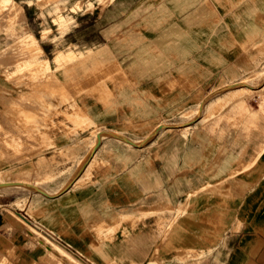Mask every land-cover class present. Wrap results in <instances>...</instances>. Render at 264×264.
I'll return each instance as SVG.
<instances>
[{"label":"crops","instance_id":"1","mask_svg":"<svg viewBox=\"0 0 264 264\" xmlns=\"http://www.w3.org/2000/svg\"><path fill=\"white\" fill-rule=\"evenodd\" d=\"M95 14L99 44L40 94L56 111L49 128L40 126L46 143H28L37 184L21 190V201L29 198L21 222L0 197V264H75L36 241L26 223L79 264H264V99L232 96L220 122L208 115L236 87L200 104L222 79L253 69L264 0H111ZM43 48L47 69L74 57ZM195 105L203 106L195 120L165 123ZM85 121L92 125L77 126ZM46 175L56 178L38 186ZM218 181L226 182L222 194L203 189ZM190 196L213 200L180 211ZM170 206L179 210V250L155 254L166 244L155 241L151 214ZM217 229L220 240L208 236Z\"/></svg>","mask_w":264,"mask_h":264},{"label":"rangeland","instance_id":"2","mask_svg":"<svg viewBox=\"0 0 264 264\" xmlns=\"http://www.w3.org/2000/svg\"><path fill=\"white\" fill-rule=\"evenodd\" d=\"M110 1L0 0V67L3 68L1 71L3 76L0 78V167L3 171H0V177L10 179L21 177L24 180L28 179L29 182L34 183L32 172L33 161L31 159L34 152L28 148V143L34 141L46 143L48 137L44 132H40V126L49 128L52 116L56 111V106H51L50 103L44 100L42 101L40 94L44 90L48 94L51 78L55 81L66 76L69 73L68 66L81 62L85 57L84 50L99 44L101 40L99 37L101 25L96 21L95 6L98 2H101L102 11ZM44 45L51 47V51L56 53L60 51L65 53L73 51L74 57L70 59L64 58L59 62L57 61L54 69H47L44 67V63L49 57L43 48ZM258 49L262 52L251 55L252 70L243 71V74L232 78L222 79L217 85L205 91V95L200 104H206L210 96L222 91L226 87H232L238 84L242 79L245 80H242V83H248L249 81L258 90L264 84V42L259 44ZM261 74L263 76H260ZM254 91H237L231 94L230 98L216 105L211 114L208 115V119L210 120L212 117L214 119L218 118V122H220L223 119L221 111L230 103L232 96L236 99H243L245 96L255 97L259 95L264 99V89L258 92ZM35 92L38 97L36 101L34 96ZM60 92L54 91V94L56 95V93ZM242 103L245 104L244 101ZM196 106L198 105L184 109L178 117L166 120L165 123L185 124L188 121L191 122L196 115L200 114L195 113ZM182 120L184 121L182 122ZM83 123L85 125L79 123L77 126L84 128L92 125L91 122L87 123L85 121ZM184 131L186 134L189 128ZM55 178L56 176L52 175L38 176L37 182L38 185H41L43 183L53 182ZM84 182L85 180L81 179L76 186ZM225 185V181H218L216 183H208L203 189L214 188L219 191V194H222L221 190H224ZM24 187L0 188V197L8 203L6 207L10 208L11 214L20 222L21 207H26L29 200V198H24L21 201V194L25 190L34 191L32 190L33 187H25L26 189ZM21 190L23 191L22 193ZM42 199H45V196H42ZM210 200L213 199H195L190 196L182 204L180 211H184L189 206H207ZM214 200L218 202L217 205L219 207H225V198L219 197ZM31 207L29 205L28 211L34 215ZM151 215L155 218V241H163L166 244L162 249H160V246H157L155 248V254L171 253L176 248V250H179L175 241L177 238L176 228L179 217V210L176 209V206L164 208V212H154ZM126 220H128V215H123L121 221ZM26 229L27 233L36 241L47 245L51 253L58 252L75 264H79L78 261L69 257L66 253L67 250L61 244L57 243V241L51 239L44 230L28 223H26ZM218 231L220 229L214 230L213 232L210 231L208 236L212 233L215 239L220 240L223 238L225 231L222 233ZM110 232L112 230L107 231V233ZM100 233H103V231L101 230ZM47 236L55 241V243L49 241ZM125 236L129 237L128 231L125 232ZM183 252L190 258L204 254L202 251L193 249H187ZM74 258L76 257L74 256ZM76 259L82 261L79 258ZM157 263L160 262H155L154 264ZM1 264H8L7 259L3 258Z\"/></svg>","mask_w":264,"mask_h":264},{"label":"bare ground","instance_id":"3","mask_svg":"<svg viewBox=\"0 0 264 264\" xmlns=\"http://www.w3.org/2000/svg\"><path fill=\"white\" fill-rule=\"evenodd\" d=\"M35 39V41H37L36 40V38H34ZM264 69V68H263ZM260 76H263L262 74L260 75ZM260 76H258V77H260ZM245 79V78H244ZM255 79V78H254ZM243 80V79H242ZM240 80L239 82H238V84H235V85H233L234 87H236L235 89H234V92H233V94L234 93H236L237 91H243V92H248V91H254V90H257V88H255L254 87V84L253 83H249V81L246 79V81H248V83H242L243 81H245V80ZM250 80H252V79H250ZM253 81V80H252ZM256 84V83H255ZM228 86V85H227ZM232 86V87H233ZM259 88H262V87H259ZM202 107L203 106H201V105H198L197 107H196V109H195V113H200L199 111H200V109H202ZM199 115V114H198ZM191 116V115H190ZM201 116V115H200ZM190 118V117H189ZM193 118V117H192ZM193 120H195L194 118H193ZM184 120H182V122H183ZM189 122V121H188ZM187 122V123H188ZM169 124V123H168ZM186 124V123H185ZM163 127V126H162ZM161 127V128H162ZM102 132V131H101ZM117 132V131H116ZM103 133H105V132H103ZM103 133H101V135L103 134ZM110 133V132H109ZM109 133H108V136H109ZM112 134V133H111ZM118 134V133H117ZM122 134V133H121ZM120 135V134H119ZM110 136H112V135H110ZM114 136H115V134H114ZM106 137V136H105ZM96 139L98 138V137H95ZM117 138H120V137H117ZM122 139V138H121ZM96 143V142H95ZM93 146V145H92ZM90 152V151H89ZM89 154V153H88ZM91 154V153H90ZM90 154L88 155V156H90ZM261 154V153H260ZM86 156H84V158H85ZM91 159V158H90ZM82 160V159H81ZM84 161H86L85 159H83ZM83 160H82V162H83ZM80 163V162H79ZM83 165V164H82ZM79 166V168H78V170L81 168L80 166H81V163H80V165H78ZM77 170V169H76ZM78 173V172H77ZM74 175V174H73ZM76 175V174H75ZM79 176V175H78ZM77 176V177H78ZM73 178V177H72ZM23 179V180H22ZM27 179V178H26ZM27 181H29L28 179H27ZM31 181V180H30ZM70 182V181H69ZM37 184V183H36ZM35 183H32V182H26V180L24 181V178H15V179H10V178H3V177H0V188H21V186H26L27 188L29 187V186H35L36 185ZM67 185V183L65 184V186ZM38 186H40V184L38 185ZM42 187H45V186H42ZM64 187V186H63ZM62 187V188H63ZM23 188V187H22ZM25 188V187H24ZM26 189V188H25ZM46 189V188H45ZM15 190H18V189H15ZM32 190H34V189H32ZM36 190V189H35ZM13 191V190H12ZM37 191V190H36ZM8 192V191H7ZM41 192V191H40ZM46 193V192H45ZM56 193V192H55ZM42 195H44L43 193H41ZM50 196V195H49ZM55 196V195H54ZM42 241V240H41Z\"/></svg>","mask_w":264,"mask_h":264}]
</instances>
